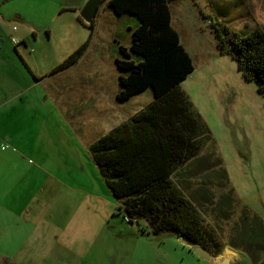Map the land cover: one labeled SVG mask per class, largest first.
Listing matches in <instances>:
<instances>
[{"label": "rangeland", "instance_id": "rangeland-1", "mask_svg": "<svg viewBox=\"0 0 264 264\" xmlns=\"http://www.w3.org/2000/svg\"><path fill=\"white\" fill-rule=\"evenodd\" d=\"M87 1L0 0V85L16 87L17 99L0 96V264H216L172 233L128 223L94 164L90 146L153 97L147 89L116 100L119 47H130L137 22L100 0L90 28L80 17ZM169 7L194 68L180 87L212 138L173 179L221 254L253 264L247 247L264 238L254 222L264 227V100L219 52L210 23L264 31V0ZM87 41L78 62L57 71Z\"/></svg>", "mask_w": 264, "mask_h": 264}, {"label": "trees", "instance_id": "trees-1", "mask_svg": "<svg viewBox=\"0 0 264 264\" xmlns=\"http://www.w3.org/2000/svg\"><path fill=\"white\" fill-rule=\"evenodd\" d=\"M105 1L118 17L130 16L137 22L131 30L130 47H119L122 59L117 61L121 75L116 100L125 102L147 89L153 100L90 146L94 164L128 223L143 221L153 236L172 233L188 246H199L217 257L225 246L204 225L173 179L212 141L205 122L180 87L194 68L171 25L169 4L176 0ZM210 24L219 52L236 62L242 78L255 83L264 100V31L255 28L242 35L224 24ZM87 43L57 71L77 63ZM220 176L226 179V172L222 170ZM254 222L264 232L260 221ZM252 246L247 250L253 264H264V255L260 256L264 238Z\"/></svg>", "mask_w": 264, "mask_h": 264}, {"label": "water", "instance_id": "water-1", "mask_svg": "<svg viewBox=\"0 0 264 264\" xmlns=\"http://www.w3.org/2000/svg\"><path fill=\"white\" fill-rule=\"evenodd\" d=\"M100 0H89L85 3L83 8L80 11V17L84 22L87 24H91L93 22V19L96 16L98 6H99ZM182 243L186 244V242L182 241ZM187 245V244H186ZM194 253L201 259L206 260L208 262H211V255L209 252L204 250L203 248L196 246L194 248ZM215 262L217 264H236L235 260L228 255L220 254L215 258Z\"/></svg>", "mask_w": 264, "mask_h": 264}, {"label": "crops", "instance_id": "crops-1", "mask_svg": "<svg viewBox=\"0 0 264 264\" xmlns=\"http://www.w3.org/2000/svg\"><path fill=\"white\" fill-rule=\"evenodd\" d=\"M99 6H98V10H99ZM97 10V11H98ZM96 15H97V13H96ZM171 24H172V18H171ZM175 30V29H174ZM176 31V30H175ZM13 38H15V37H13ZM17 41H19L18 40V38H15ZM11 40V39H10ZM12 43V42H11ZM13 44V43H12ZM14 45V44H13ZM5 89L6 90H4V85H0V96H6V98L5 99H9L11 102H15L17 99H15L14 98V96H13V94H14V92L16 91V87H14V86H9V88H8V90H7V88L5 87ZM233 258V257H232ZM234 259V258H233ZM234 260H236V259H234ZM216 263V262H215ZM217 264V263H216Z\"/></svg>", "mask_w": 264, "mask_h": 264}, {"label": "built area", "instance_id": "built-area-1", "mask_svg": "<svg viewBox=\"0 0 264 264\" xmlns=\"http://www.w3.org/2000/svg\"><path fill=\"white\" fill-rule=\"evenodd\" d=\"M11 42L14 44V45H16L17 43H18V41L15 39V38H11Z\"/></svg>", "mask_w": 264, "mask_h": 264}, {"label": "bare ground", "instance_id": "bare-ground-1", "mask_svg": "<svg viewBox=\"0 0 264 264\" xmlns=\"http://www.w3.org/2000/svg\"><path fill=\"white\" fill-rule=\"evenodd\" d=\"M226 249H227V248H226ZM225 252H226L227 254H230V255H232V252H231L230 250H228V249H227V250H225ZM226 253H225V254H226ZM228 256H229V255H228Z\"/></svg>", "mask_w": 264, "mask_h": 264}]
</instances>
